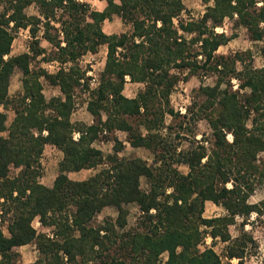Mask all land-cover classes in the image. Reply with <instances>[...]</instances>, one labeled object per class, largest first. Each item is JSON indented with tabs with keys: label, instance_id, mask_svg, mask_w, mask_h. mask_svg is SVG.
Instances as JSON below:
<instances>
[{
	"label": "trees",
	"instance_id": "1",
	"mask_svg": "<svg viewBox=\"0 0 264 264\" xmlns=\"http://www.w3.org/2000/svg\"><path fill=\"white\" fill-rule=\"evenodd\" d=\"M102 1L105 8L95 10L81 0H0V106L15 111L8 126L0 111V131L7 132L0 134V264H22L16 248L33 242L39 256L28 264H245L255 241L244 231L232 238L229 227L239 217L244 229L253 213L264 219V199L250 201L257 187L264 188V66H255L250 51L218 53L236 34L216 28L231 19L251 40L264 41V0H201L205 12L189 19L182 17L183 0ZM31 6L37 14L27 12ZM114 15L131 29L106 33L103 23ZM21 29L30 30L33 42L29 51L12 55ZM41 31L52 50L41 45ZM101 46L107 47L105 66L92 88L79 60ZM39 56L56 62L57 70L33 67ZM17 68L22 92L13 99ZM197 75H213L214 83L201 84L186 112H176L172 93ZM44 80L60 95L47 99ZM128 82L144 88L128 97ZM82 87L90 93L89 124L72 120ZM166 114L181 118V129L194 136L191 125L202 120L209 131L179 149L161 131ZM115 131L151 150L153 164L118 153L106 157L95 142ZM47 144L63 152L51 187L40 180ZM116 146L118 152L122 143ZM104 164L87 179L68 176ZM208 201L226 214L206 217ZM129 204L141 211L134 226L128 225ZM106 207H115L117 217L97 222ZM36 218L51 235L33 225ZM207 234L228 242L223 256L213 246L199 248Z\"/></svg>",
	"mask_w": 264,
	"mask_h": 264
},
{
	"label": "rangeland",
	"instance_id": "2",
	"mask_svg": "<svg viewBox=\"0 0 264 264\" xmlns=\"http://www.w3.org/2000/svg\"><path fill=\"white\" fill-rule=\"evenodd\" d=\"M89 3L92 9L95 10H103L107 3L104 1L102 4L96 0H81ZM186 11L183 13L182 17L184 19L189 18H199L203 15L206 10V4H204L201 0H183ZM2 7H0V11ZM27 12L30 15L37 14L36 6H31L27 9ZM216 31L218 33L225 32L227 35L236 34V36L226 45H223L219 48L218 53L220 54H230L237 51H250L253 54L254 64L257 67L264 66V53L262 49L264 48V41L255 42L251 40L248 31L246 28L234 27V22L231 19H226L222 26L217 27ZM131 27L128 24H125L122 19L114 15V17L110 20H106L103 23V30L108 33H121L130 30ZM40 43L43 47L47 48L48 51L52 50L51 44L46 41L42 37V31L39 33ZM33 42V37L30 33L29 29H21L16 34V38L14 40L12 46V55L20 54L23 52H27L30 50V46ZM107 55V47L101 46L97 53H88L83 56L79 60V66L82 67L83 70L86 71V77H89L90 87L94 88L93 79H99L100 73L102 72ZM43 56H39L38 58L33 60V67H45L51 72H54L58 68V64L56 62H48L44 61ZM22 71L17 68L14 74L11 77L9 95L11 98L18 97L22 92ZM215 77L210 75L208 77H203L202 75H197L190 77L188 80H181L180 83L176 86L174 92L170 97L171 106L175 109L176 112L185 113L187 107L192 103V98L195 94L196 89L203 83L205 84H213ZM83 81V80H82ZM144 88V84L142 83H132L128 82L126 84L124 93L128 97H135L138 92ZM44 94L47 99L52 98L53 96L60 95V89L57 86L51 85L49 82L44 80ZM90 97L89 90L86 87H82L76 92V108L72 114V120L82 121L85 123H92V115L87 110V104ZM0 111L7 113V121L6 125L8 126L14 118L15 111L12 106H0ZM166 125L161 131L164 135L167 136L168 139H173V141L178 142L179 149L182 147H188L193 142L196 144V140L200 139L203 132H208L207 122L202 120L197 124L191 125L193 127L195 136L193 132L186 130L185 128L180 127L181 118H173L171 115L166 114ZM186 125V124H185ZM183 125V126H185ZM170 126L172 128H170ZM181 131V137H177L176 133ZM170 132V135L168 134ZM1 135H6L7 132H1ZM231 138V136H229ZM120 141L122 146L117 150L116 142ZM95 146L101 149L104 155L107 157L108 155H112L118 153L120 157H140L146 160L149 164H153L154 162V153L145 148V147H134L127 139V133L123 131H115L111 134L109 138H101L97 142H95ZM63 158V152L58 149L56 146L47 144L44 148V151L41 155V168L43 171V175L40 177L42 183L48 186H52L55 178L60 172V162ZM261 159H264V152L261 154ZM107 164L98 166L97 168L91 169H82L78 172H70L68 176L73 180H83L87 179L90 176L94 175L98 171H100ZM180 170L184 173H187L189 168L187 165H181ZM17 169L12 168L11 174L14 175L17 173ZM142 187L147 188L148 184L145 179H142ZM264 199V188L257 187L255 193L251 196L250 201L253 203H257ZM125 209L128 211V225L134 226L139 216L141 215V211L137 204H129L125 206ZM226 214V210L219 205H215V203H207L206 210L204 215L206 217H215ZM118 215V211L115 207H106L102 212H100L96 220L97 222L103 221L106 217L116 218ZM237 222L235 224L230 225L229 230L232 235V238H236L241 235L242 232L249 233L255 244L250 243L247 249V254L244 258L245 264H264V219L257 218V214L253 213L249 219L250 222L245 224L244 229L241 225L242 219L237 217ZM33 225L40 231L46 233H52L51 229L48 227H44L41 225V222L38 218H36L33 222ZM6 233L7 229L4 227ZM228 242H223L219 238L213 240L210 235H206L204 241L200 244L199 248L204 250L208 246H213L214 249L220 253L222 256L225 253ZM16 251L19 253L18 260L22 264H28L34 262L38 256L39 252L36 246V243H30L27 245H23L16 248ZM164 260L167 258V255H163ZM233 263H237L238 259L235 258L232 260Z\"/></svg>",
	"mask_w": 264,
	"mask_h": 264
},
{
	"label": "built area",
	"instance_id": "3",
	"mask_svg": "<svg viewBox=\"0 0 264 264\" xmlns=\"http://www.w3.org/2000/svg\"><path fill=\"white\" fill-rule=\"evenodd\" d=\"M216 29H218V28H216ZM93 80H94V83H93V84L97 86V84H98V80H99V79L96 78V79H93ZM78 137H79V133H75V139H77ZM49 234H50V233H49ZM50 235H51V234H50Z\"/></svg>",
	"mask_w": 264,
	"mask_h": 264
},
{
	"label": "crops",
	"instance_id": "4",
	"mask_svg": "<svg viewBox=\"0 0 264 264\" xmlns=\"http://www.w3.org/2000/svg\"><path fill=\"white\" fill-rule=\"evenodd\" d=\"M96 1H99L101 4H102V2H104V1H102V0H96ZM7 114V113H6ZM15 116V115H14ZM70 173V172H69ZM53 184H54V182H53ZM48 186V185H47ZM53 186V185H52ZM51 187V186H50ZM207 203H211V201H208ZM213 203V202H212ZM216 205V204H215Z\"/></svg>",
	"mask_w": 264,
	"mask_h": 264
}]
</instances>
